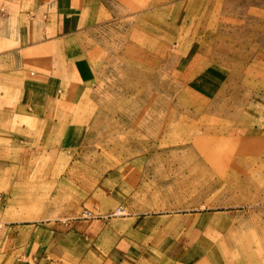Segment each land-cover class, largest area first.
<instances>
[{
  "label": "rangeland",
  "instance_id": "obj_1",
  "mask_svg": "<svg viewBox=\"0 0 264 264\" xmlns=\"http://www.w3.org/2000/svg\"><path fill=\"white\" fill-rule=\"evenodd\" d=\"M106 1L110 16L89 36L25 54L37 77L64 79L67 107L87 118L47 134L42 150L0 151V264L26 241L11 212L85 219L112 195L126 215L159 216L165 233L177 224L164 238L180 257L193 222L196 256L264 261V0ZM60 184L76 210L53 205Z\"/></svg>",
  "mask_w": 264,
  "mask_h": 264
},
{
  "label": "crops",
  "instance_id": "obj_2",
  "mask_svg": "<svg viewBox=\"0 0 264 264\" xmlns=\"http://www.w3.org/2000/svg\"><path fill=\"white\" fill-rule=\"evenodd\" d=\"M3 9L0 8V151L20 150L22 144L31 142L40 143L37 148L42 150L47 134L61 131L63 125L65 129H73L75 124L81 126L87 117L74 112L76 108L71 110L74 103L68 100L66 91L70 89L64 79L51 73L37 77L29 71L25 54L29 49L35 52L89 36L110 16L109 6L106 0H7ZM61 144L62 140H58V151ZM56 189L64 188L60 184ZM95 192L101 198L107 194L103 189ZM62 194L64 191L58 193L57 202L53 203L58 205L57 211L64 210L66 201L68 208L73 205L76 210L80 202L76 198L65 199ZM46 202H41L42 211L48 208ZM23 205L38 204L14 201L8 206L14 210ZM117 205V197L112 195L100 206L102 215L77 220L29 219L27 209L22 214L11 212L17 219L11 230L26 239L23 247L15 250L22 257L12 264H264L259 256L251 257L243 250L217 255L208 249L196 256L194 249H188L194 244L193 222L185 223L183 236L190 242L181 244L187 246V252L183 251L185 257H180L170 250L179 244L164 238L166 235L172 239L177 224L168 225L171 229L165 233L161 224L155 223L159 216L111 214L123 207ZM144 218L148 220L142 223Z\"/></svg>",
  "mask_w": 264,
  "mask_h": 264
},
{
  "label": "built area",
  "instance_id": "obj_3",
  "mask_svg": "<svg viewBox=\"0 0 264 264\" xmlns=\"http://www.w3.org/2000/svg\"><path fill=\"white\" fill-rule=\"evenodd\" d=\"M121 213H122L121 208H120V207L116 208L114 214H121ZM85 217H86V218L93 217L92 212L86 211L85 214L83 215V218H85Z\"/></svg>",
  "mask_w": 264,
  "mask_h": 264
}]
</instances>
